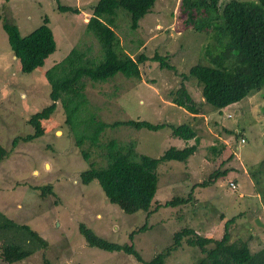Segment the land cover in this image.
I'll list each match as a JSON object with an SVG mask.
<instances>
[{"label":"rangeland","instance_id":"obj_1","mask_svg":"<svg viewBox=\"0 0 264 264\" xmlns=\"http://www.w3.org/2000/svg\"><path fill=\"white\" fill-rule=\"evenodd\" d=\"M98 1L59 0L62 6L80 10L74 15L61 13L54 0H0V142L10 151L0 164V213L17 224L28 225L49 243L47 249L28 260L12 263L9 261L18 253L0 242V264H143L125 253L91 248L80 233L81 224L111 242H133L141 257L150 261L173 244L175 233L190 228L201 236L219 240L225 234L226 223L234 219L229 226L232 241L242 238L253 254L260 253L264 249V228L256 220L264 224V88L256 97L228 107L219 115L205 103L202 86L192 78L186 85L194 100L203 105L205 114L195 121L190 113L173 104V93L183 82L180 74H187L196 64L209 65L206 52L215 45L211 35L194 31L201 15L189 10L185 0H159L136 31L130 28V14L119 9L114 27L122 52L135 60L141 54L152 58L159 53L169 58L177 72L162 70L158 63L147 61L140 67V80L117 75L106 83L86 81L87 102L79 112L76 130L68 124L66 110L59 102L51 120L43 123L44 136L32 142L19 139L14 145L16 138L34 133L29 124L31 117L52 104V86L46 72L75 48L87 51L89 57H101L98 40L87 30L92 7ZM228 1L220 0V4ZM45 19L54 33L57 51L41 71L25 74L12 52L3 23H13L25 37L44 25ZM90 113L96 115V122L107 124L144 120L196 126L198 151L184 163L161 164L151 210L175 197L191 196L190 203L176 208L160 207L149 217L147 213L127 215L106 200L98 181L84 185L81 174L92 163L99 167L108 164L104 152L89 139L78 145V136L89 135L85 124L94 122L89 119ZM238 132H243L245 142ZM113 139L124 146L137 142L136 150L150 157H159L171 147L185 146V142L172 136L170 129L151 132L124 126L109 128L100 143ZM193 144L194 140L187 142L188 146ZM85 152L90 155L88 160ZM225 169L231 171L226 177L209 187L199 186L216 170ZM231 182L237 185L235 190L230 187ZM49 185L54 194L42 198L39 188ZM145 223L148 231L138 233L132 241L130 234ZM195 255L201 256L199 249L183 243L182 249L166 263L193 264Z\"/></svg>","mask_w":264,"mask_h":264},{"label":"trees","instance_id":"obj_2","mask_svg":"<svg viewBox=\"0 0 264 264\" xmlns=\"http://www.w3.org/2000/svg\"><path fill=\"white\" fill-rule=\"evenodd\" d=\"M54 1L58 2V10L61 13L80 14V10L62 6L59 0ZM158 1L99 0L92 7L93 15L87 30L98 40L101 46V57H89L87 51H79L75 48L63 61L46 72L52 86V104L31 117L29 124L34 129V133L24 138H16L15 146L19 139L32 142L44 136L43 123L51 120L59 102H62L66 110L68 124L75 129L80 117L79 112L82 111L81 107L87 102L84 91L86 81L106 83L117 75L130 80H140L142 75L140 67L147 61L158 63L162 70L177 72V67L168 61L169 58L159 53L152 58L141 54L135 60L122 52L120 39L114 29L119 9L130 14V28L136 31L140 28V22L151 13ZM185 1L189 10L201 15L193 26L194 31L211 35L215 45L213 48H208L206 52L210 57L209 65L196 64L187 74H180L183 82L181 87L173 93V104L194 117L205 114L203 105L194 100L186 85L192 78L202 86L205 103L215 108L219 115L226 108L239 104L253 95L255 97L259 95L264 88V0H230L224 4H220V0ZM2 20L3 14L0 10V22ZM48 24L49 20L45 19L44 25L24 37L13 23L7 21L3 23L12 52L20 63L21 71L25 74L41 71L47 59L57 51L54 33ZM213 30L214 33H212ZM89 119L94 121L90 125L85 124L89 127V135L78 136V145H82L86 139H89L93 146L104 152L103 157L107 159L108 164L99 167L96 163H92L90 168L81 174V182L84 185L88 186L98 181L106 200L127 215L147 213L149 217L160 207L176 208L190 203L191 196L187 199L175 197L163 206L151 210L158 192V169L161 164L171 161L184 163L198 151L200 138L196 126L153 124L144 120L117 121L107 124L96 122L94 113H90ZM193 119L198 120V118ZM121 126L151 132L170 129L173 137L185 142L194 140L195 144L183 149L171 147L159 157H150L136 150L137 142L127 146L120 145L114 139L108 143H100L105 130ZM238 135L242 139L243 132H238ZM213 149L217 154V147ZM84 154L88 160L90 155L86 152ZM9 156L10 151L0 142V164ZM230 172L229 169L216 170L199 186L209 187ZM39 189L42 198L54 194L53 187L50 185ZM1 215L2 213H0V242L4 243L5 248L13 249L18 253L9 262L26 261L38 251L49 247V243L39 232L32 230L28 225L17 224L14 220ZM233 222L234 219H231L226 223L225 234L219 240L201 236L195 230L185 228L174 234L171 246L157 253L150 261H145L141 257L133 242L124 245L111 242L100 237L86 224H81L79 230L91 248L108 253H125L134 256L143 264H167L168 259L182 249L183 243L194 250L199 249L201 253V256L195 255V258L192 256L193 264H264V249L260 253L253 254L247 241L242 238L232 241L229 226ZM148 228L149 226L145 223L138 231L130 234V239L133 241L138 233H145ZM250 238L252 239L253 235Z\"/></svg>","mask_w":264,"mask_h":264},{"label":"built area","instance_id":"obj_3","mask_svg":"<svg viewBox=\"0 0 264 264\" xmlns=\"http://www.w3.org/2000/svg\"><path fill=\"white\" fill-rule=\"evenodd\" d=\"M242 142H245V140H242ZM230 187L235 190V188L237 187V185L234 182L230 183Z\"/></svg>","mask_w":264,"mask_h":264},{"label":"water","instance_id":"obj_4","mask_svg":"<svg viewBox=\"0 0 264 264\" xmlns=\"http://www.w3.org/2000/svg\"><path fill=\"white\" fill-rule=\"evenodd\" d=\"M256 223L258 224V226H260L261 228H264V224L261 222L260 219L256 220Z\"/></svg>","mask_w":264,"mask_h":264},{"label":"crops","instance_id":"obj_5","mask_svg":"<svg viewBox=\"0 0 264 264\" xmlns=\"http://www.w3.org/2000/svg\"><path fill=\"white\" fill-rule=\"evenodd\" d=\"M191 117H193V118H198V116L197 117H194L193 115H191ZM183 141V140H182ZM183 142H185V141H183ZM182 143V142H181ZM187 145V142H185V146ZM185 146L184 147H182V148H180V149H183V148H185ZM188 146V145H187ZM253 238H254V235H253Z\"/></svg>","mask_w":264,"mask_h":264},{"label":"clouds","instance_id":"obj_6","mask_svg":"<svg viewBox=\"0 0 264 264\" xmlns=\"http://www.w3.org/2000/svg\"><path fill=\"white\" fill-rule=\"evenodd\" d=\"M242 140H244V139L242 138Z\"/></svg>","mask_w":264,"mask_h":264}]
</instances>
